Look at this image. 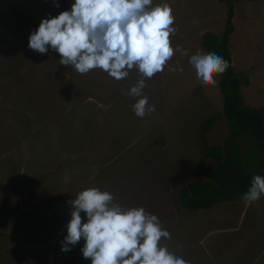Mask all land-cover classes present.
Returning a JSON list of instances; mask_svg holds the SVG:
<instances>
[{
    "label": "rangeland",
    "instance_id": "obj_1",
    "mask_svg": "<svg viewBox=\"0 0 264 264\" xmlns=\"http://www.w3.org/2000/svg\"><path fill=\"white\" fill-rule=\"evenodd\" d=\"M73 2L0 0V264H92L83 239L62 251L70 201L92 187L125 209L156 215L171 236L161 244L191 264H264L263 194L202 210L180 203L182 186L202 173L199 163L218 165L205 148L232 146V139L236 148L249 146L246 132L232 137L221 74L202 84L189 63L209 53L205 33H223L226 0H153L171 6L172 46L188 56L174 51L163 71L145 78L142 96L155 111L142 118L131 107L141 97L126 94L141 78L137 69L120 80L99 68L80 74L50 47L46 54L28 47L42 19ZM234 25L233 64L250 79L244 101L262 109L264 0H235Z\"/></svg>",
    "mask_w": 264,
    "mask_h": 264
},
{
    "label": "clouds",
    "instance_id": "obj_2",
    "mask_svg": "<svg viewBox=\"0 0 264 264\" xmlns=\"http://www.w3.org/2000/svg\"><path fill=\"white\" fill-rule=\"evenodd\" d=\"M174 19L169 4L153 5V0H74L70 10L42 19L28 47L39 54L48 53L50 47L60 54L61 65L73 66L80 74L99 68L120 80L137 69L141 78L126 94L141 97L131 107L142 118L155 111L142 96L145 78L163 71L174 51L188 56L187 50L172 46L170 34L177 31ZM189 63L205 85L215 83L214 77L229 67L223 56L213 52L191 55ZM262 194L264 176L257 174L242 199L248 203ZM70 204L73 210L62 251L83 239V257L92 264H191L161 244L162 238L171 239L170 233L143 207L125 209L111 193L97 187L80 191Z\"/></svg>",
    "mask_w": 264,
    "mask_h": 264
},
{
    "label": "trees",
    "instance_id": "obj_3",
    "mask_svg": "<svg viewBox=\"0 0 264 264\" xmlns=\"http://www.w3.org/2000/svg\"><path fill=\"white\" fill-rule=\"evenodd\" d=\"M226 3L228 12L223 33H205L203 46L208 52L223 56L229 63L219 81L224 99L223 111L234 127L232 137L235 138L241 131L246 132V143L249 146L244 150L236 148L238 144L232 139V146L214 145L205 148L206 156L214 157L218 165L208 166L201 161V175L182 186L181 206L191 210H202L218 203L241 200L243 193L250 188L253 176H264V108H253L244 101L242 86H248L250 79L237 71L233 64L231 35L235 30V0H226ZM213 119L211 116L205 121L204 129ZM241 154L245 159L241 158Z\"/></svg>",
    "mask_w": 264,
    "mask_h": 264
}]
</instances>
